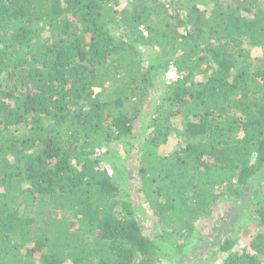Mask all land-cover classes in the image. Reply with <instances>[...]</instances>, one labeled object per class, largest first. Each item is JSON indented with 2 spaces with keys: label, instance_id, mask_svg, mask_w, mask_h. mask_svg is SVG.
I'll return each instance as SVG.
<instances>
[{
  "label": "trees",
  "instance_id": "trees-1",
  "mask_svg": "<svg viewBox=\"0 0 264 264\" xmlns=\"http://www.w3.org/2000/svg\"><path fill=\"white\" fill-rule=\"evenodd\" d=\"M263 174L264 0H0V264H264Z\"/></svg>",
  "mask_w": 264,
  "mask_h": 264
},
{
  "label": "rangeland",
  "instance_id": "rangeland-1",
  "mask_svg": "<svg viewBox=\"0 0 264 264\" xmlns=\"http://www.w3.org/2000/svg\"><path fill=\"white\" fill-rule=\"evenodd\" d=\"M97 92H99V90H97ZM181 123L182 119L178 118V120L175 122V126L183 130ZM170 140V145L167 148L169 151L175 148L177 141H182L184 139H182L180 136H177L175 133ZM254 188L256 189V194H253V191H248L246 195L247 201L242 208H239L235 202H232L230 205L228 204L224 206V208L217 215L213 216L210 220V224H206L205 222V229L203 233L208 237V240L202 248L192 253L194 258H199L202 261L203 258L201 257H205V255L209 254L212 246H215L216 242L218 243L219 240H221L219 238L220 236H225L228 233L236 231L241 223L248 220L251 212V208L249 210L250 203L254 202L257 194L260 191H264V174L257 178ZM189 259L190 257L184 258L179 254H176V258L173 261H167V259H165L163 264H191L190 262L188 263ZM198 264L200 263L198 262Z\"/></svg>",
  "mask_w": 264,
  "mask_h": 264
},
{
  "label": "built area",
  "instance_id": "built-area-1",
  "mask_svg": "<svg viewBox=\"0 0 264 264\" xmlns=\"http://www.w3.org/2000/svg\"><path fill=\"white\" fill-rule=\"evenodd\" d=\"M166 78L169 82H175L179 80L180 78H182V74L177 72L175 67H171L170 71L167 73Z\"/></svg>",
  "mask_w": 264,
  "mask_h": 264
}]
</instances>
